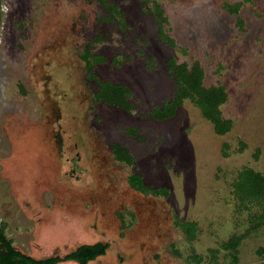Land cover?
<instances>
[{
	"label": "rangeland",
	"instance_id": "1",
	"mask_svg": "<svg viewBox=\"0 0 264 264\" xmlns=\"http://www.w3.org/2000/svg\"><path fill=\"white\" fill-rule=\"evenodd\" d=\"M105 1L118 16L95 0H0L6 236L35 259L107 242L91 264H233L221 245L250 226L233 182L243 168L264 175V0ZM155 3L176 48L160 41ZM170 57L198 61L205 86L225 88L227 134L189 100L169 120L149 117L175 93ZM104 82L128 87L133 110L94 101ZM114 144L131 166L112 160ZM130 173L167 195L132 190ZM179 222L196 223L194 241ZM237 264H264V226L242 240Z\"/></svg>",
	"mask_w": 264,
	"mask_h": 264
},
{
	"label": "trees",
	"instance_id": "2",
	"mask_svg": "<svg viewBox=\"0 0 264 264\" xmlns=\"http://www.w3.org/2000/svg\"><path fill=\"white\" fill-rule=\"evenodd\" d=\"M108 14L118 16L115 6H109L105 0H95ZM241 3L227 5L226 9L230 13L237 14ZM154 17L158 28L160 41L169 48H176V42L169 36L167 27L168 19L164 11L158 4L154 6ZM237 24L242 27L243 22L238 19ZM85 59V58H84ZM167 74L172 77L176 84V90L172 99L165 101L160 108H154L149 117L155 121H164L173 118L178 108L185 100H189L199 111L203 119L213 125L214 133L223 136L231 130L230 120L223 119L220 107L227 101L228 95L225 88L220 85L205 86V73L198 61L191 63H178L173 57L167 59ZM87 70H91V65L86 64ZM92 79V78H91ZM131 91L122 84H111L108 82L98 83V89L94 94V101L102 102L108 106L123 109L127 112L133 110L134 106L130 102ZM226 149L227 146H224ZM244 148V145H241ZM112 160L131 166L133 157L129 151L121 145L114 144L110 148ZM127 185L141 194L154 196H166L165 189H155L144 184L142 177L135 173H130L127 177ZM234 200L237 202L239 212L248 213L247 220L249 229L245 234L232 236L227 242L221 245L222 250L228 253L233 264L238 262V247L242 240L247 238L252 232L264 226V175L252 168H243L233 182L231 191ZM177 227L182 232L185 241H194L198 233V228L194 222H179ZM109 249V243L96 242L92 244H80L63 256H51L44 259H35L18 250L6 236V224L0 222V264H61L70 262L73 264H91L98 258L104 257ZM193 259L199 261L195 256Z\"/></svg>",
	"mask_w": 264,
	"mask_h": 264
}]
</instances>
